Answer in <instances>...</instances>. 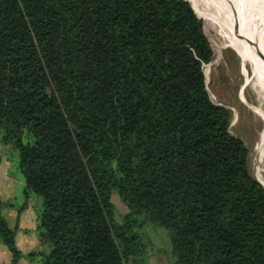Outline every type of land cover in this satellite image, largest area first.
<instances>
[{
    "label": "trees",
    "instance_id": "trees-1",
    "mask_svg": "<svg viewBox=\"0 0 264 264\" xmlns=\"http://www.w3.org/2000/svg\"><path fill=\"white\" fill-rule=\"evenodd\" d=\"M197 15L189 0H0V127L47 246L18 249L0 197L10 264H148L147 221L169 264H264V186L209 96Z\"/></svg>",
    "mask_w": 264,
    "mask_h": 264
},
{
    "label": "rangeland",
    "instance_id": "rangeland-1",
    "mask_svg": "<svg viewBox=\"0 0 264 264\" xmlns=\"http://www.w3.org/2000/svg\"><path fill=\"white\" fill-rule=\"evenodd\" d=\"M234 1L245 13L254 10L253 19L264 40V0ZM190 3L197 10L202 9L201 3ZM197 16L202 19L204 33L213 50V59L203 66L209 96L213 102L231 109L229 132L240 137L247 146L250 172L264 186V64L249 66L243 62L228 45L218 22L207 20L199 13ZM5 136V128L0 127V196L5 200L11 199L17 208L26 202L28 207L23 216H29L31 221L32 212L41 205V198L34 194L25 199L24 178L17 167L18 151L11 139ZM5 160L7 163H4ZM8 181L11 188L7 187ZM110 198L114 206V218L120 220L128 208L116 192H112ZM10 226L13 227L11 221ZM136 229L146 245L148 264H169L170 240L167 230L149 221L138 225ZM35 232L36 225L28 230L29 236H35ZM39 249L46 250L47 246H39Z\"/></svg>",
    "mask_w": 264,
    "mask_h": 264
},
{
    "label": "bare ground",
    "instance_id": "bare-ground-1",
    "mask_svg": "<svg viewBox=\"0 0 264 264\" xmlns=\"http://www.w3.org/2000/svg\"><path fill=\"white\" fill-rule=\"evenodd\" d=\"M201 3L202 9H193L202 17L218 22L224 37L249 66L264 64V40L253 19V11L245 13L234 0H190ZM262 64V65H263ZM252 68V67H251Z\"/></svg>",
    "mask_w": 264,
    "mask_h": 264
},
{
    "label": "crops",
    "instance_id": "crops-1",
    "mask_svg": "<svg viewBox=\"0 0 264 264\" xmlns=\"http://www.w3.org/2000/svg\"><path fill=\"white\" fill-rule=\"evenodd\" d=\"M7 160L4 161V163ZM7 187L11 188V183L8 181ZM1 197V196H0ZM30 198V196L28 197ZM26 199V198H25ZM9 201L8 205L3 209L4 216L8 221V224L10 225V221L13 224V227L15 229V243L18 249L22 253H26L31 250H37L39 249V246H42L43 244L40 242V238L38 235V232L36 230L35 236H29L28 230L33 229L36 225V214L38 211V208L34 209V212H32V219L29 221V216H23V213L27 209V203H23V207H16L15 204L12 202L11 199H6ZM18 235L20 236V239H18ZM11 263V253L7 249V247L0 242V264H10ZM16 264H40L37 259H29L26 255H21L17 260Z\"/></svg>",
    "mask_w": 264,
    "mask_h": 264
}]
</instances>
